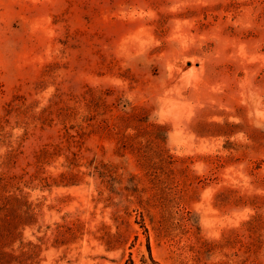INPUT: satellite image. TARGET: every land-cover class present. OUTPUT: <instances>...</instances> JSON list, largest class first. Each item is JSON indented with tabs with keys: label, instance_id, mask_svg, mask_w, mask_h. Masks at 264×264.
Returning <instances> with one entry per match:
<instances>
[{
	"label": "rangeland",
	"instance_id": "obj_1",
	"mask_svg": "<svg viewBox=\"0 0 264 264\" xmlns=\"http://www.w3.org/2000/svg\"><path fill=\"white\" fill-rule=\"evenodd\" d=\"M264 264V0H0V264Z\"/></svg>",
	"mask_w": 264,
	"mask_h": 264
},
{
	"label": "trees",
	"instance_id": "obj_2",
	"mask_svg": "<svg viewBox=\"0 0 264 264\" xmlns=\"http://www.w3.org/2000/svg\"><path fill=\"white\" fill-rule=\"evenodd\" d=\"M152 260V259H151ZM153 264H157L154 260H152Z\"/></svg>",
	"mask_w": 264,
	"mask_h": 264
}]
</instances>
